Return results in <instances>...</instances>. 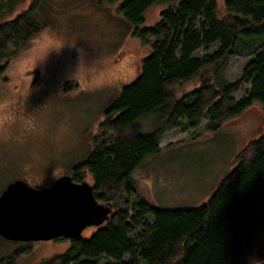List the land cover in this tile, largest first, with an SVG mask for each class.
Listing matches in <instances>:
<instances>
[{"label":"trees","instance_id":"16d2710c","mask_svg":"<svg viewBox=\"0 0 264 264\" xmlns=\"http://www.w3.org/2000/svg\"><path fill=\"white\" fill-rule=\"evenodd\" d=\"M18 1L0 0V76L49 25L46 14L59 13L56 0H31L12 19ZM97 1L100 7L119 0ZM156 5L169 6L147 26ZM223 6L221 15L217 0L119 1L111 19L130 31L142 61L103 108L88 154L65 175L90 183L114 216L88 234L56 240L69 242L66 251L39 264H251L255 249L256 264H264V130L198 205L159 206L140 194L133 178L146 161L159 159L162 134L180 121L194 127L205 120V130L216 134L254 106L264 114V0H224ZM213 46V53L197 56ZM241 46L253 53L241 78L228 83L223 73ZM31 248L5 255L1 264H20Z\"/></svg>","mask_w":264,"mask_h":264},{"label":"rangeland","instance_id":"374dc122","mask_svg":"<svg viewBox=\"0 0 264 264\" xmlns=\"http://www.w3.org/2000/svg\"><path fill=\"white\" fill-rule=\"evenodd\" d=\"M25 1L17 2L14 13ZM119 1L98 7L97 0H56L59 13L50 16L45 12L49 25L12 61L9 77L14 85L20 82L17 73L31 67L40 69L48 82L44 90L36 93L39 95L33 103L20 106L13 105L6 92L10 87H4L0 98V191L17 179L42 189L52 187L59 176L67 175L90 151L103 108L121 86L132 81L139 67V45L128 40L130 31L118 18L111 19L116 17ZM223 1L217 0L221 15ZM168 6L152 7L146 14L145 25H154ZM217 48L213 46L197 56L209 55ZM63 51L65 54L59 57ZM72 52L80 55L76 61L71 60ZM120 52L124 58L115 63L114 57ZM251 53L253 50L241 46L231 57L223 73L228 83L241 78ZM75 75L83 79L84 90L64 87L60 91L61 85L66 86L61 84L62 80L73 79ZM244 90L235 98L242 97ZM42 95L45 103L40 105L35 101ZM205 124L203 120L192 127L180 121L162 134L159 159L146 161L133 173L140 194L162 207L198 205L205 201L232 169L233 158L263 133L264 114L259 106H254L224 124L216 134L208 133ZM128 199L130 204L137 201L136 196ZM84 231L88 234L91 227ZM0 245V256L8 257L32 246L20 264H39L61 255L69 242L23 245L0 239ZM254 253L251 264L257 261L256 249Z\"/></svg>","mask_w":264,"mask_h":264},{"label":"water","instance_id":"95a60500","mask_svg":"<svg viewBox=\"0 0 264 264\" xmlns=\"http://www.w3.org/2000/svg\"><path fill=\"white\" fill-rule=\"evenodd\" d=\"M113 216V207L97 202L90 183H75L70 176L46 189L16 180L0 194V236L12 242L78 238Z\"/></svg>","mask_w":264,"mask_h":264},{"label":"flooded vegetation","instance_id":"af4514ba","mask_svg":"<svg viewBox=\"0 0 264 264\" xmlns=\"http://www.w3.org/2000/svg\"><path fill=\"white\" fill-rule=\"evenodd\" d=\"M30 2H31V0H26L24 2V4L18 9L16 14H13L11 16V18L13 19L14 15H18L20 12L25 11L26 5H28V4L30 5ZM35 38L36 37H34V39ZM64 54H65V51H63V54H61V52H60L59 57L63 56ZM123 54L124 53H122V52L117 53L116 57H114V59H115L114 62L119 63L120 60L122 58H124L122 56ZM71 55H72L71 60L74 59L75 61H76V56H80L76 52H72ZM141 61L142 60H140L138 62L137 66H139ZM10 66H8L5 74L3 76H0V98L3 95L4 87L8 86V87H10V90L6 91V92L8 93V96L11 98V100H13V101H11L13 103V105L20 106V105H23V103H27V102L33 103V100H35V98L39 95L36 93H38L41 90H44V86L47 84L48 79L46 77H44V75L40 69H37V68L35 69V68L31 67V68H28V70H26L24 73H21V72L17 73V75L19 76L20 82L14 85V83H13L14 80L9 77L10 76L9 73H10V69H11ZM11 75H13V74H11ZM64 79H66V80H62L61 84H66V86L61 85L60 91H64V90H62V89H64V87H65V89L66 88H74L78 91L84 90L85 84H83V79L79 75H75V77L73 79H69V78H64ZM66 96H67V94H66ZM42 97H43V95L40 98H38L35 102H38L40 105H43L45 103V101H44L45 99ZM17 106H15V107H17ZM0 239L4 240L1 237H0ZM56 240H58V239L52 240L50 242L56 243ZM20 244L24 245L25 243H20ZM27 247H29V246H27ZM4 258H5V255L2 254L0 256V264L2 263Z\"/></svg>","mask_w":264,"mask_h":264}]
</instances>
